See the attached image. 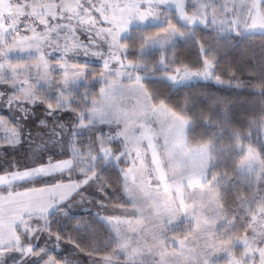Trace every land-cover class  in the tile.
<instances>
[{
    "label": "snow or ice",
    "instance_id": "snow-or-ice-1",
    "mask_svg": "<svg viewBox=\"0 0 264 264\" xmlns=\"http://www.w3.org/2000/svg\"><path fill=\"white\" fill-rule=\"evenodd\" d=\"M173 3L180 25L169 16L139 42L141 52L159 47L149 60L129 58L127 42L108 44L107 34L93 36L95 25L87 17L106 14V0H76L74 11L60 0L48 6L25 0V7L39 8L44 17L40 51L42 45L60 48L71 37L83 41L79 47L86 55L92 47L102 67L99 87L90 97L84 94L78 110L60 104L59 90L55 103L0 92V219L11 217L10 207L3 215L5 201L21 203L7 231H0V264H102L94 258L104 255L98 237L115 242L114 226L129 215L141 218L153 188L178 183V208L205 186L227 194L234 183L222 186L229 181L228 161L193 170L190 158L203 159L204 149L185 154L187 142L178 144L167 131L171 122L179 129L190 117L192 127L199 122L217 139L234 123L239 103L242 140L255 137L264 145V0H193L191 11L187 0ZM49 18L56 23L49 26ZM209 85L234 95L210 92ZM177 166L179 173L173 172ZM169 191L176 193L175 186ZM132 206L131 213L123 211ZM93 243L94 255L86 250Z\"/></svg>",
    "mask_w": 264,
    "mask_h": 264
},
{
    "label": "rangeland",
    "instance_id": "rangeland-1",
    "mask_svg": "<svg viewBox=\"0 0 264 264\" xmlns=\"http://www.w3.org/2000/svg\"><path fill=\"white\" fill-rule=\"evenodd\" d=\"M30 2V0H29ZM69 11L75 10L76 0H60ZM85 4L89 0H83ZM108 10L100 11L99 17L88 15L87 19L95 27L92 34H107L108 44L124 42L133 28L145 26H164L170 16L178 25L177 9L173 0H106ZM46 6L49 0H44ZM157 3L159 10H149L146 5ZM193 0H187L191 11ZM167 4V7L164 5ZM37 7H25V0H0V92L17 93L21 99H30L33 94L46 97L52 102L58 99L60 104L78 110L85 93L92 95L99 87L98 73L102 62L95 58L92 47L88 55L83 43L69 37L67 44L60 48L37 47L40 37L45 34L44 17L39 16ZM83 19V17H82ZM107 22V23H106ZM259 22V19L258 21ZM56 23L49 18V26ZM173 24V23H172ZM114 37V39L112 38ZM158 46L149 45L137 54L147 58L148 53ZM128 51V49H127ZM50 53V54H49ZM67 97V99H64ZM57 116L63 114L57 112ZM75 111L69 114V126ZM190 121L184 117V126L175 128L174 122L169 123L167 131L178 144L187 142L189 151L198 152L204 149L203 159L199 155L190 158L193 170L206 167L210 163V147L208 144L190 145L187 131ZM244 159L239 171L253 177L262 174V165L255 149L244 150ZM182 168L177 166L173 172L179 173ZM172 173H170L171 175ZM147 184V173H142ZM155 184V179L152 180ZM175 186L176 193L169 191ZM180 185H166L164 189H152L151 200L143 205V215L135 218L131 215L122 219L119 226H114L115 248L109 254L95 259L102 264H258L259 250L264 241V218L258 215L247 234L232 235V222L224 218L219 202L217 188L198 189L195 196H186L188 203L177 207ZM143 193H138L142 196ZM193 205L195 211L193 213ZM12 209L15 214L21 203L9 205L5 201V211ZM135 210V206L123 209L126 213ZM11 218L3 219L4 227L10 226ZM4 223V224H3ZM1 224V223H0ZM0 231H6L0 228ZM116 253L125 255L119 259Z\"/></svg>",
    "mask_w": 264,
    "mask_h": 264
},
{
    "label": "trees",
    "instance_id": "trees-1",
    "mask_svg": "<svg viewBox=\"0 0 264 264\" xmlns=\"http://www.w3.org/2000/svg\"><path fill=\"white\" fill-rule=\"evenodd\" d=\"M173 25L179 26L176 21L172 20ZM164 26H145L143 28H133L130 30L128 37L124 42L128 44V57L135 58L138 56L139 42L143 40V34H154L157 30ZM160 49H155L148 53L147 59L154 60ZM210 92H218L222 95L232 97L234 90L227 88H218L215 85H209ZM237 100L239 94H236ZM241 105L239 103L233 106V120L234 123L224 131L223 136L216 133L217 139H213L208 131L202 130L203 125L197 122L196 127H192L190 117L185 116L190 121V127L187 131V141L190 145L208 144L210 147V163L216 164L221 160L228 161V176L229 181H222V186L229 184L227 194L224 193L222 187L217 188L219 193V202L221 211L226 221L232 222L230 232L232 235L242 236L247 234L253 224V219L258 215L264 218V145H261L255 137L251 141L242 138L245 136L244 121L240 117ZM39 115V112H38ZM250 147L255 149L262 165V174L259 177H253L239 171V165L244 159L245 148ZM223 171V168L220 169ZM99 250L104 253L103 256L109 255L115 248V242H109L101 235L98 237ZM97 247L93 243L86 250L93 253ZM85 250V249H82ZM102 257V256H99ZM94 258H98L94 255Z\"/></svg>",
    "mask_w": 264,
    "mask_h": 264
},
{
    "label": "crops",
    "instance_id": "crops-1",
    "mask_svg": "<svg viewBox=\"0 0 264 264\" xmlns=\"http://www.w3.org/2000/svg\"><path fill=\"white\" fill-rule=\"evenodd\" d=\"M4 216H8L7 215V213H5V214H3ZM9 218V217H8ZM11 219H13V218H15V214H11V217H10ZM2 221H3V219H0V225H2ZM4 224V223H3ZM4 228L6 231H7V229L10 227V226H8V227H4V226H0V228ZM11 235H14V233H11ZM257 263L258 264H264V241H263V244H262V246H261V248H260V250H259V256H258V261H257Z\"/></svg>",
    "mask_w": 264,
    "mask_h": 264
}]
</instances>
